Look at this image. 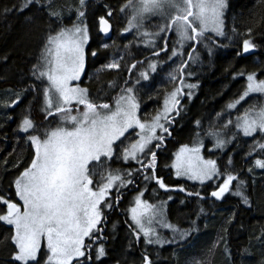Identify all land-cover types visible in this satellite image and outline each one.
<instances>
[{
	"label": "snow or ice",
	"instance_id": "6c2138e0",
	"mask_svg": "<svg viewBox=\"0 0 264 264\" xmlns=\"http://www.w3.org/2000/svg\"><path fill=\"white\" fill-rule=\"evenodd\" d=\"M85 6L86 0H79L71 26L64 24V9L56 6L54 0H22L2 9V14H23L35 9L48 17L40 52L30 68L32 84L13 93L14 98L0 103V108L7 110L17 106L27 92L41 97L42 122L36 123L29 104L13 129L17 143L26 144L31 154L27 162L18 160L11 165L17 170L9 184L14 192L7 196L0 194V222L10 226L6 238L11 246L8 264H41L42 252L46 257L44 264H104L107 249L102 226L106 222V210L119 205L122 190L129 186L137 191L132 206L127 209L130 219L128 253H132L143 237L145 248L140 252L139 264H154L147 246L180 245L197 231L195 221L186 229L169 222L166 201L152 204L143 197L147 184L153 180L160 189L170 191L156 174V149L171 136L170 129L183 110L181 100L185 96L191 99L193 90L198 87L196 83L186 82L193 76V72L186 70L191 65L202 64L198 49L206 51L211 58L218 49L232 45L234 37L239 35L235 27L232 35L225 31L229 0H123L116 9L105 5V13L98 17L99 33L111 39L108 35L110 19L115 11L126 19L121 36L125 39V34L133 36L123 49L143 44L151 50V57L131 64L125 61L126 51H121L118 58L113 53L110 62L102 65V69H121L124 62L129 75H135L134 81L124 82L119 94L113 97V104L98 103L99 96L93 99L88 88L74 83L86 74L88 56L97 58L100 54L97 49L90 52L88 49L89 29L82 10ZM153 19L159 22L152 24ZM252 32L248 28L244 33L246 38L237 48L236 57L257 49ZM173 36L175 39H171ZM112 47L119 50L114 41L112 45L105 42L99 45L102 50ZM162 54L176 65L167 73L172 88L163 93L162 108L142 117L140 92L155 89L154 74L167 63ZM237 77L246 81L242 90L216 113L207 127L201 120L195 121L197 131L193 145H182L170 167L176 177L210 188L208 197L220 201L230 194L239 197L245 209L251 211L253 202L246 194L248 181L242 175L245 169H237L231 155L221 167L215 159H205L201 154L205 139L212 141L210 152L223 151L242 134L244 138H252L244 153L245 163L251 161L247 174L255 169L264 170V102L247 103L254 94L264 97V68L259 72L241 69L233 74V79ZM113 86L109 82V87ZM152 98L149 94V99ZM4 118L8 122L14 116L4 111ZM52 120L57 121L54 127ZM4 135L7 138V133ZM117 162L127 167H112ZM8 163L6 159L3 161L6 171ZM141 177L143 188L137 183ZM176 190L185 192L184 187ZM187 195L201 200L208 198L200 191L187 192ZM236 215L233 212L227 223L231 224ZM161 229L169 230L171 238L163 237ZM254 239L264 247V229L254 235ZM225 252L230 264H236L227 244ZM252 254L248 247L240 252L242 258ZM258 264H264V257Z\"/></svg>",
	"mask_w": 264,
	"mask_h": 264
},
{
	"label": "trees",
	"instance_id": "16d2710c",
	"mask_svg": "<svg viewBox=\"0 0 264 264\" xmlns=\"http://www.w3.org/2000/svg\"><path fill=\"white\" fill-rule=\"evenodd\" d=\"M21 2L22 0H0V103L14 98L13 93L28 88L32 84L30 68L40 52L41 42L48 27V17L35 9L26 10L23 14L19 12L2 14L4 7H11ZM122 2L123 0H86V6L82 9L85 12L83 20L87 23L90 33L89 52L93 49L100 52L97 58L88 56L83 85L89 89L93 99L100 97L97 100L98 103L113 104V97L119 94L124 82L135 80V75H129L124 62H122L121 69H102V65L110 62L113 53H116L118 58L121 51H126L125 61L128 64L151 57V50L144 48L143 44H133L127 50L123 49V45L128 44L133 36L125 34L127 39L121 36V31L126 26V19L118 12L114 11L113 18L110 19L114 28L112 38L105 39L98 32V17L105 13V5L116 9ZM54 3L64 9V24L71 26L76 19L79 0H54ZM229 3L230 8L224 18L225 31L232 35V29L235 27L239 35L234 37L232 45L218 49L211 58L207 56L206 51L198 49L202 64L191 65L186 70L193 72V76L186 82L196 83L198 87L193 90L191 99L185 96L181 100L183 110L180 116L176 117L170 129L171 136H167L163 145L156 149V174L164 180L170 191L160 189L153 180L147 184V191L144 194L145 199L150 203L169 202L170 220L182 229L192 227V221H195L197 231H194L185 241H181L180 245L147 246L154 264H197V262L200 264H230L229 256L225 252V244L231 250L232 260L236 261V264H240L241 259H243V264H258L259 260L264 257V247H261L254 239V235H258L264 229V170L255 169L253 173L247 174L246 169L251 161L245 163L244 159V153L248 151L252 138H244L241 135L231 144L226 153L216 154L219 166L223 167L227 163V157L231 155L236 168L245 169L242 175L248 181L246 194L253 202L251 211L245 209L239 197L230 194H226L225 198L220 201L208 197L210 188L177 179L170 167L180 147L193 144L197 131L195 121L201 120L203 126L207 127L216 113L221 112L225 104L242 90L246 83L245 79L243 77L233 79V74L241 69L247 72H259L264 68V3H261V0H229ZM248 28L253 30V42L258 47L249 54L236 57L235 52L242 40L246 38L244 33ZM171 39L169 47H171ZM113 41L116 46H119V50L117 47L109 50L99 49L100 43L105 42L112 45ZM223 42L228 43L227 40ZM184 58L187 59L186 56ZM162 59L167 61V57L163 54ZM175 66L171 61L164 63L162 69L158 68V74H154L155 89L141 90L142 117L152 115L155 110L162 108L163 93L172 88V84L167 80V73ZM109 82H112L114 86L109 87ZM137 87L139 88V85ZM149 94L153 97L152 99H149ZM252 102H264V97L251 96L247 103ZM40 103L41 97L38 94L27 92L17 106L7 110L0 108V125H2L0 127V194L7 196L9 192H14V189H9V184L15 178L17 170L11 165L18 160L27 162L31 154L26 144L22 141L17 143L13 129L16 128L22 110L29 104L32 117L36 123H41ZM4 111L12 114L14 119L5 122ZM235 114L234 110L233 118ZM56 123V120H52L53 127ZM5 133H7V138H5ZM5 159L9 162L7 171L3 164ZM112 167H127V165L117 162ZM133 167L138 166L133 165ZM137 183L140 188L145 186L142 177ZM179 187H184L185 192L176 190ZM136 191L134 186L123 189L119 205L113 210H106V222L102 226L107 249L104 264H139L140 252L145 248L142 237L140 244L133 249L131 254L128 253L130 219L127 209L132 206L131 202ZM196 191H200L208 198L201 200L195 195H187V192ZM169 196L172 197L171 200L168 199ZM114 198L115 192L113 191ZM201 209H203L202 212ZM233 212L237 214L236 219L229 224L227 221ZM9 234L10 227L0 222V264H8L11 246L6 238ZM214 245H216L215 248ZM245 247H248L253 254L242 258L240 252ZM44 259L43 257L41 264H44Z\"/></svg>",
	"mask_w": 264,
	"mask_h": 264
},
{
	"label": "rangeland",
	"instance_id": "374dc122",
	"mask_svg": "<svg viewBox=\"0 0 264 264\" xmlns=\"http://www.w3.org/2000/svg\"><path fill=\"white\" fill-rule=\"evenodd\" d=\"M112 18H113V17H112ZM112 18H111V19H112ZM157 22H159L157 19H153V20L151 21L152 24H155V23H157ZM85 24L87 25V23H85ZM87 26H88V25H87ZM89 36H90V33H89ZM89 43H90V41H89ZM88 46H89V45H88ZM84 79H85V75L82 76L81 81H79V82H74V83H78L80 87H84V85H83ZM254 95H258V94H254ZM254 95H253V96H254ZM139 114L141 115V108H140V112H139ZM141 116H142V115H141ZM241 135H242V134H241ZM231 144H232V143H231ZM231 144H228V145L225 147V149H224L223 151L216 150V151H212V152H210L208 149L211 148V146H212V141H211L210 139H205V141H204V147H203L202 150H201V154L204 156L205 159H208V158L215 159V160L217 161V163H218V160H217L216 154H224V153H226V152L229 150ZM192 145H193V144H191V145H189V146L191 147ZM174 159H175V158H174ZM173 171H174V169H173ZM174 174H175V171H174ZM175 177H176V175H175ZM176 178L179 179V180H187V181H190V182H192V183L199 184V183L196 182V181H191V180H188V179H186V178H184V177H179V178L176 177ZM143 199H145V197H143ZM145 200H146V199H145ZM152 204H159V203H152ZM168 206H169V202H167L166 205H165V213H166V216H167L168 221L171 222L172 224H174V223L170 220V218H169V210H168ZM174 225H176V224H174ZM176 226H178V225H176ZM9 227H10V226H9ZM178 227H179V226H178ZM180 228H181V227H180ZM160 232H161L162 236L165 237V238H171V236H172V233H171L169 230H167V229H161ZM142 238H143V237H142ZM167 245H176V244H165L164 246H167ZM152 246H155V247H161V246H159V245H152ZM45 251H46V248H45ZM41 257H42V259H43V257H44V253H43V252L41 253ZM44 258H46V257H44ZM42 259H41V260H42Z\"/></svg>",
	"mask_w": 264,
	"mask_h": 264
},
{
	"label": "water",
	"instance_id": "95a60500",
	"mask_svg": "<svg viewBox=\"0 0 264 264\" xmlns=\"http://www.w3.org/2000/svg\"><path fill=\"white\" fill-rule=\"evenodd\" d=\"M110 24H111V22H110ZM113 32H114V28H113V25L111 24V31H110V33L108 34L111 38H112V36H113ZM102 34V33H101ZM102 36L105 38V39H108V37H106L104 34H102Z\"/></svg>",
	"mask_w": 264,
	"mask_h": 264
}]
</instances>
